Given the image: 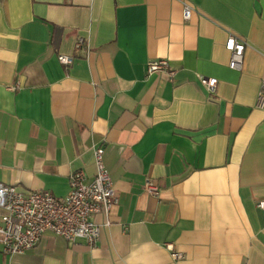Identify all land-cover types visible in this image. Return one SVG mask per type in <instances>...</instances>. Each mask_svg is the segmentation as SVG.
Returning a JSON list of instances; mask_svg holds the SVG:
<instances>
[{"label": "crops", "instance_id": "0c3cea01", "mask_svg": "<svg viewBox=\"0 0 264 264\" xmlns=\"http://www.w3.org/2000/svg\"><path fill=\"white\" fill-rule=\"evenodd\" d=\"M262 80L264 0H0V182L64 196L101 146L117 197L95 246L45 231L0 264H264Z\"/></svg>", "mask_w": 264, "mask_h": 264}, {"label": "built area", "instance_id": "2783aa9c", "mask_svg": "<svg viewBox=\"0 0 264 264\" xmlns=\"http://www.w3.org/2000/svg\"><path fill=\"white\" fill-rule=\"evenodd\" d=\"M191 7L184 5L183 15L188 19ZM81 40L77 42V47ZM246 42L229 34L225 48L230 51L229 67L240 69ZM61 63H70L71 57L58 55ZM147 74L164 73L169 78L174 75L166 58L150 59L146 63ZM200 83L213 92L217 86L215 78L198 76ZM13 88V87H12ZM11 88V89H12ZM255 107L264 110V80L257 92ZM104 149L92 148L95 173L91 180L83 169L74 170L69 175V190L61 197L47 190H19L15 185L0 182V208L5 213L0 217V244L6 254H20L33 248L45 231L61 236L68 245L84 240L89 246H95L100 236L101 225L94 216H105L104 225L109 224L108 213L117 202L113 180L104 161ZM144 190L158 197L160 188L153 180L147 179ZM264 212V199L256 202ZM165 247L174 260L183 258V254L173 249L169 243Z\"/></svg>", "mask_w": 264, "mask_h": 264}]
</instances>
